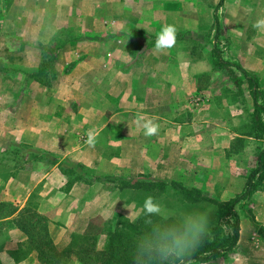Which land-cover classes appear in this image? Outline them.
<instances>
[{
	"label": "crops",
	"instance_id": "1",
	"mask_svg": "<svg viewBox=\"0 0 264 264\" xmlns=\"http://www.w3.org/2000/svg\"><path fill=\"white\" fill-rule=\"evenodd\" d=\"M102 2L12 0L0 20V63L29 75L0 70V204L13 210L0 230V264H39L20 227L26 209L47 221L50 239L63 248L111 211L107 186L124 188L121 215L133 221L141 214L134 180L175 182L226 202L243 193L244 172L264 156V132L253 137L241 130L249 120L241 118L243 103L247 117L255 116V87L244 75L264 106V31L253 27L264 17V0H105L104 20ZM31 15L26 37L21 25ZM73 23L79 35L51 54L50 45ZM166 25L176 27V44L157 50ZM130 27L141 33L124 35ZM213 51L229 67L218 68ZM49 57L56 60L54 84L43 80ZM224 73L232 82L219 86L216 76ZM202 75L208 78L199 85ZM222 89L241 97L225 99ZM197 92L200 108L193 106ZM243 92L250 100L242 101ZM146 120L158 126L155 135L143 134ZM90 131L97 133L91 146ZM252 185L234 207L236 257L228 264H264V162Z\"/></svg>",
	"mask_w": 264,
	"mask_h": 264
},
{
	"label": "trees",
	"instance_id": "2",
	"mask_svg": "<svg viewBox=\"0 0 264 264\" xmlns=\"http://www.w3.org/2000/svg\"><path fill=\"white\" fill-rule=\"evenodd\" d=\"M65 42L66 40L64 42H58L57 44L61 43V45H64ZM58 49L59 48H55V50L50 49L48 51L52 54ZM213 53L218 58L216 63L218 68L229 67L228 63L219 58L218 52L213 51ZM50 60L51 64L49 66V62H46L47 68L51 67L55 58L52 57ZM39 72L40 74L37 75V77L40 78L46 71L41 69ZM231 76L233 77V74H231ZM244 77L250 89L255 87V89H252L251 91V98L255 108V116H253V120L257 129L264 132V121H262L261 118V115L264 117V106L258 103L260 94L258 90H256V85L253 79L248 78L247 75H244ZM233 79L237 85L240 84V81L237 78L234 77ZM262 103L264 104V102ZM263 162L264 156L263 153H261L257 156L256 167L247 176V184L243 193L236 196L230 201V203L222 204L217 201L213 203L216 208V219L221 220L222 218L228 217L235 221L232 227L231 236L222 237L227 239L218 240L216 237L211 238L206 235L199 247L190 255L179 259L170 258L167 264H189L192 262L202 264L234 249L238 237V217L234 211V207L238 202L246 199L254 189L252 180L259 173L263 166ZM148 183H151V187L153 186V188L160 191H163V188L167 185L166 183L150 181ZM169 185L181 188L184 201L187 203H196L193 195H201L197 190L184 189L183 185L179 183L171 182ZM133 189V199L139 205L142 212L140 201L134 197L137 185L134 184ZM12 214L13 210L8 204H0V230H2L4 226V221ZM22 214H25V218H22L20 227L25 232L32 249L36 252L39 264H68V259L70 257L69 264H134V256L136 254L138 241L143 239L150 232L153 224L179 225L173 219H164L161 217L154 218L151 222H146L143 215L140 214V216L133 221L128 220V222L123 224L108 226L107 233H104L106 230H103L104 235H99L97 241L89 234H85L84 236L71 235L66 250H59L47 233L48 224L45 219L35 214L32 209H26ZM31 221L34 222L30 224ZM91 226V223H89V231L92 228ZM219 233L220 230L217 234L219 235ZM102 237L104 238L103 240H101ZM63 259H65V261H63Z\"/></svg>",
	"mask_w": 264,
	"mask_h": 264
},
{
	"label": "rangeland",
	"instance_id": "3",
	"mask_svg": "<svg viewBox=\"0 0 264 264\" xmlns=\"http://www.w3.org/2000/svg\"><path fill=\"white\" fill-rule=\"evenodd\" d=\"M11 1L12 0H1L0 1V20H2L4 15L7 13L6 9L9 6V2H11ZM102 1L103 2L101 4H103V7L101 10H99V17L104 20L109 14L106 11L105 6H107V4L105 3V0H102ZM118 1L119 0H110V3H112L114 5V3H117ZM130 2L131 1H129V3ZM131 5H136V7H137V3L136 4L132 3ZM144 7H147V5L144 4ZM112 15H113V12H112ZM119 15H120V12H119ZM119 22H121V21H119ZM82 23L86 24V25L88 24L87 22H82ZM32 26H33V15L26 17L25 21L22 22L21 34L26 36V37L30 36L31 31H32ZM77 27L78 26L73 23L72 27L69 26V27L65 28L64 30H62L61 31V36H62L61 40L62 41L61 42L65 41V39H68L70 37L79 35V31L77 30ZM122 30H124V32H122L124 35H127V34L133 35V34L141 33L140 29L136 28V27L124 28ZM87 33H88V31L87 32H81L80 35L81 34H87ZM58 42H60V41H58ZM58 42H55L53 45H50L49 50L50 49L55 50V48H59L61 43L57 44ZM50 61L51 60L49 57L47 60H45V63L49 62V64H48V66H49L51 64ZM55 61L56 60H54L50 69H48L49 71L46 72L47 73L46 76H44V78H43L44 81L47 80L48 82H51V84L55 83V79L57 76L55 74V72L53 71ZM1 69L7 76H11V77L17 76V77L25 78V80H28L29 75H27L28 73H26L27 69H23L20 67H11L8 65L4 66L3 62L0 63V70ZM35 77H37V76L35 75ZM216 77H217L216 83L219 86H221V85L225 86L224 84L228 80L230 83L232 82V79L229 77V75L227 73H224L222 76H219V77L216 76ZM206 78H208V76H206V75L200 76L197 79V82L200 81V83H198V84L201 85L202 82L206 81ZM224 88H227V87H223V89ZM223 89L219 93V95L220 94L224 95L223 98L229 99V100L240 99L241 96H236V95L241 94L242 92L229 91L228 89H225L223 91ZM199 93L200 92H197V94H194V97H193V100H194L193 106L198 107V108H200V104H199L200 102H198V101L201 98V97H199V95H202ZM242 97H243L242 101L243 100H250L249 94H248V96L246 94V97H248V98L245 97V92H243ZM242 106H241V108H242L243 114H242L241 118L244 116L246 117V119L249 118V120L247 122H245L241 125L242 132L244 134L252 133V134H254L253 137L254 136L258 137V134L262 131L257 129L256 125L254 124V121H252L253 115H252V117H247V115L245 113V112L249 111L247 108V105L245 103H243ZM194 111H196V110H194ZM249 114H251V113L249 112ZM259 152H260V150H259ZM252 169L246 170L244 172V175L247 177L250 174L249 172ZM133 182L135 185H137V189L135 191L136 193H135L134 197L140 201L141 207H142L143 202H144L146 197H148V196L155 197V199L158 200L164 206L161 218L173 219L179 225L182 223L183 218L187 214L194 212L196 210L203 211V210L210 209L211 210L210 211V217H209L210 222H209V231L207 233V237L208 236L211 238L216 237L218 240H222V239H227V238H222V237H230L231 236L232 227H233L235 221L233 219L228 218V217L222 218L221 220L216 219V217H215L216 208H215V205L213 203H215V201H217V198H216V195L212 191H210V192L202 191L199 188L183 186L184 189L185 188L186 189H193V190H197L201 193V195H193L196 203H187L184 201V197L182 195L181 188L173 187V186L167 184L163 188V191H160V190H156L155 188H153V186L151 187V183H148L149 180H141V181L134 180ZM107 190L111 191L113 194V202L111 204H108L109 206H112V209H111V211L104 212L103 213L104 217L93 220L92 226H91L92 228H91L90 232L87 233L89 235H92V238H94L96 241L99 239V236H98L99 232L102 229L103 230L108 229L106 225L113 226L115 224L118 225V224H123L125 222H128V219H126L125 217H123L121 215V211H123L125 209V208L124 209L121 208V201H120L121 197L125 198V195H126L124 188L123 187L121 188V184L117 182L111 186H107ZM232 200H233V198L229 201L219 202V203H222V204L223 203H230V201H232ZM32 202H34V201H32ZM141 215H143L142 212H141ZM33 222L34 221H31L30 224H32ZM82 226L87 228V224H86L85 220L82 221ZM219 230H220V233L218 235L217 233ZM82 236H84V235H82ZM58 249L59 250H66V247L63 246V248H58ZM235 257L236 256L234 254V250H231L229 252L221 254L220 256H218L216 258L210 259L208 262L202 263V264H228L229 261H233L235 259ZM70 259H71V257L68 259L69 262H70ZM63 261H65V259H63ZM69 262H68V264H69ZM189 264H196V263L192 262Z\"/></svg>",
	"mask_w": 264,
	"mask_h": 264
},
{
	"label": "clouds",
	"instance_id": "4",
	"mask_svg": "<svg viewBox=\"0 0 264 264\" xmlns=\"http://www.w3.org/2000/svg\"><path fill=\"white\" fill-rule=\"evenodd\" d=\"M253 27L264 31V17L255 20ZM176 27L166 25L157 35L155 47L157 50L171 49L176 44ZM139 123V121H138ZM145 136L155 135L158 126L151 120L142 124ZM97 133H88L87 143L91 146L96 142ZM164 206L152 196L145 198L142 213L146 222L160 218ZM210 209L196 210L187 214L180 225L153 224L150 232L138 241L134 264H167L170 258H182L190 255L199 247L209 231Z\"/></svg>",
	"mask_w": 264,
	"mask_h": 264
}]
</instances>
